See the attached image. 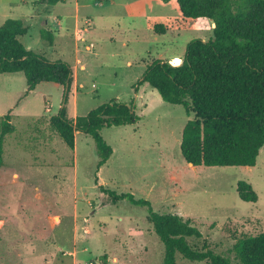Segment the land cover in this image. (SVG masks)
Returning <instances> with one entry per match:
<instances>
[{"label":"rangeland","instance_id":"374dc122","mask_svg":"<svg viewBox=\"0 0 264 264\" xmlns=\"http://www.w3.org/2000/svg\"><path fill=\"white\" fill-rule=\"evenodd\" d=\"M7 18L28 27L26 48L66 61L74 80L66 102L51 82L18 102L24 75L0 73V119L11 110L15 127L0 167V264H162L146 207L112 202L100 186L191 218L202 236L190 245L231 258L237 238L264 231V146L253 166L193 167L179 148L193 113L139 84L153 60L177 62L189 40L212 36L211 20L184 18L175 0H0V25ZM159 23L164 34L154 31ZM110 101L131 104L138 120L100 129L112 154L97 169L92 137L76 131L70 149L49 118L64 105L73 118ZM240 180L257 201L238 197ZM175 264L207 263L176 253Z\"/></svg>","mask_w":264,"mask_h":264},{"label":"trees","instance_id":"16d2710c","mask_svg":"<svg viewBox=\"0 0 264 264\" xmlns=\"http://www.w3.org/2000/svg\"><path fill=\"white\" fill-rule=\"evenodd\" d=\"M39 1L49 6L64 2ZM175 1L184 18L211 20L212 36L189 40L177 62L153 60L146 66L139 84L148 83L164 101L184 106L187 114L193 113L182 128L179 144L188 164L253 166L264 146V0ZM27 31L20 19L7 18L0 25V73L24 75L26 88L18 102L41 82L61 86L66 102L74 80L71 66L26 48L20 38ZM154 31L164 34V24H155ZM44 33L50 34L45 30ZM11 117L8 110L0 119V167L4 163L5 137L15 130ZM137 120L131 104L110 101L73 118L67 115L64 105L49 118V127L70 149H74L76 131L89 134L99 157L96 163L99 169L112 154V147L101 136L100 129ZM100 188L112 202L127 200L146 207L147 221L163 244L162 264H175L176 253L207 264H264V231L237 238L231 258L206 247L191 246L188 239L202 236L191 218L159 213L149 200L136 198L130 192ZM236 191L243 201H257L256 192L244 180L237 182Z\"/></svg>","mask_w":264,"mask_h":264},{"label":"crops","instance_id":"0c3cea01","mask_svg":"<svg viewBox=\"0 0 264 264\" xmlns=\"http://www.w3.org/2000/svg\"><path fill=\"white\" fill-rule=\"evenodd\" d=\"M74 18H75V20H74V28L76 29V24H77V14H75V16H74ZM48 21H45V24L47 23ZM86 48L88 47V46H85ZM81 67H83V66H81ZM74 83H76L77 84V81L75 80L74 81ZM79 85H81V84H79ZM25 87H26V85H25ZM75 87H77V86H75ZM36 88V87H35ZM34 92V90L31 92V93H33Z\"/></svg>","mask_w":264,"mask_h":264},{"label":"water","instance_id":"95a60500","mask_svg":"<svg viewBox=\"0 0 264 264\" xmlns=\"http://www.w3.org/2000/svg\"><path fill=\"white\" fill-rule=\"evenodd\" d=\"M66 89H67V87H65V92H66ZM189 164H191V163H189ZM192 165V164H191Z\"/></svg>","mask_w":264,"mask_h":264}]
</instances>
